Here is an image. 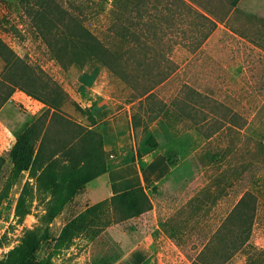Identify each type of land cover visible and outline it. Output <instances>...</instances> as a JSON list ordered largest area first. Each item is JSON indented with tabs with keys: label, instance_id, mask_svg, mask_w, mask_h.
Masks as SVG:
<instances>
[{
	"label": "rangeland",
	"instance_id": "1",
	"mask_svg": "<svg viewBox=\"0 0 264 264\" xmlns=\"http://www.w3.org/2000/svg\"><path fill=\"white\" fill-rule=\"evenodd\" d=\"M23 1L34 8L45 4L39 16L43 21H50L51 15L58 18L64 10L72 18L80 16L79 23L90 34L83 36L88 43H101L110 54L118 51L120 59L118 67L112 65L117 69L113 72L97 62L86 46L68 42L60 28L36 32L30 23L34 10L25 11L18 0H0V54L5 56L0 55V82L4 88L6 83L13 86L0 108V264H6L7 253L32 230L44 237L32 264H121L123 253L143 234V223L126 219L129 211L103 204L111 196L90 208L94 203L84 193L87 184L51 223L41 220L61 160L48 163L42 154L43 161L19 172L10 151L17 137L44 112L57 110L75 124L89 127L92 119L80 109H93L95 129L103 141L102 154L97 155L108 162L107 170L118 163L129 175H137L135 161L140 165L143 155L162 154L176 172V186L200 189L205 206L193 227L195 232L201 228V241L196 233L189 235L188 258L176 264H187L199 252L205 253L206 264L218 262L220 250L226 247L214 246L217 255L203 247L211 243L247 187L244 176L251 173L250 162H264V0H195L211 12L215 23L173 0H142L143 18L152 16L156 27L126 22L129 32L124 33L121 49L113 24L130 17L123 1L120 6L127 9L114 15L115 23L100 13L97 3L87 8L89 0ZM164 76L166 83L154 85L151 95L138 98ZM31 90L37 95H30ZM101 110L105 116L100 122L96 115ZM175 111L189 116L190 130L162 148L154 145L149 125ZM71 131L66 125L64 133L51 140L53 147L60 148ZM48 167L51 177L45 175ZM226 167L227 172L219 173ZM238 173L241 181L225 190L224 179ZM17 205L22 214H16ZM86 209L90 212L80 219ZM144 219L149 223V216ZM245 248L254 256L259 253L258 262L264 264V210L259 205ZM245 260L237 252L223 264Z\"/></svg>",
	"mask_w": 264,
	"mask_h": 264
},
{
	"label": "trees",
	"instance_id": "2",
	"mask_svg": "<svg viewBox=\"0 0 264 264\" xmlns=\"http://www.w3.org/2000/svg\"><path fill=\"white\" fill-rule=\"evenodd\" d=\"M18 1L23 6L25 11L28 9L34 10L30 23L36 32L43 31L44 28L49 26H51V28L56 26L64 31L69 40L68 42L86 46L97 62L102 64L104 67L111 68L113 72H117V69L114 70V66L112 65H116L118 67V60L120 59L118 56L119 52H111L110 54L103 44L96 43L97 45L95 46L94 42L91 40L88 43V38H84L83 36H90V34L86 27L79 23L80 16L72 18L67 12L69 10H64L62 11V14H59L58 18V15H51L48 16L50 21L48 19L43 21V18H40L39 16L46 10V8H44L46 6L45 4L41 2L38 7L34 8V4L32 5L23 0ZM122 1L129 6L130 17H126L120 24H113L114 28L118 31L120 38V49L122 48V43L125 41L124 33H127V31L129 32L126 22L135 25V27H141L142 25L148 28L156 27L152 16L150 19L149 17L143 18V15L139 10L142 0H89L86 3V7L89 9L94 7V4L97 3V6L101 11L100 13H102L103 16L113 18V22L115 23L117 18L114 17V15L117 14L119 10L123 12L125 8L127 9V6L125 8H121L120 4ZM173 1L178 3L179 6L188 8L189 10L192 9L201 18L215 23L206 16V14L210 15L211 12L208 13V10L200 8L198 2L195 0ZM64 15H66V18H64ZM52 21H56V23H53ZM92 39L94 41V37ZM135 42L139 43L137 37ZM88 45L92 47V50L88 48ZM49 49L53 51L54 58L59 57L57 51L54 52L56 50L54 46H51ZM0 55L3 56L2 54ZM5 63L7 64L8 61H5ZM118 73L121 72L119 71ZM165 80L166 76L160 78L150 88L146 89V91L138 98L140 99L141 97L151 95L154 85H163L166 83ZM16 83L18 82L15 81L14 84ZM21 83L25 85L23 81ZM12 90L13 86L6 83V88H4L3 84L0 82V108L9 99ZM29 93L30 95H37L33 92V90ZM80 111L87 113L90 119H92L89 127L75 124L74 122L64 118V115H62L63 113L57 110H53L49 114L44 112L17 137L10 151L11 158L14 161V165H17V170L19 172L28 169L40 160L43 161L42 154H44L48 163H52L53 161L59 162V160H61L56 180L52 182L49 189L50 197L41 216V220L45 224L51 223L63 207L70 202L72 197L83 189L86 184L107 171V165L103 162V158L97 155L98 153L102 154L103 141L100 132L95 129L97 124L91 115L93 109H80ZM232 114L234 115V113H227V115ZM186 117L188 118L189 116ZM245 121L246 120H244V124ZM227 124L231 125V122H227ZM244 124L240 125V127H243ZM66 125L72 127V131L70 132L71 138L64 142H60V148L57 146L53 147L54 142L51 140L54 139V136L57 137L58 134L60 135L64 133ZM153 144H156L154 140ZM54 154H58L59 158H52ZM254 162L258 165L250 162L251 173L248 177L244 176V179H247L248 181L247 187L244 190H241L240 197L237 202L228 212L220 226L215 230L213 238L210 239L211 243L208 246L203 247L206 252H209V254L213 253L215 255L218 254V250L214 246L222 245L223 247H226L225 249L222 248L220 250L221 253L218 256L220 260L216 263L214 262V264H223L237 252H242L245 255L246 260L244 261V264H259L258 261L261 258V256L258 255L259 253L257 256H254V253H250V251L245 248L248 243L251 223L256 216L258 205L264 210V162L256 160ZM248 164L249 163L245 165ZM228 170L229 167H226L225 169L219 171V173L227 172ZM45 175L49 177L52 176L50 174V167L45 168ZM242 178V175L239 173L233 179L226 177L224 179L225 183H222V186L226 190L233 187L235 180L240 182ZM109 199V201L103 200V204L107 202L114 208H116V206H120L123 209H126L129 211V215L126 219L137 218L141 214L152 209L150 197L140 186L130 188L124 192L116 193ZM102 202H96L92 204L90 208L97 207L101 205ZM88 212H90V209H86L83 213H81L80 219H84ZM16 214H22L18 205L16 208ZM92 215L93 214H91V216ZM92 217L94 220V216ZM217 234H221V236L215 237ZM43 239L44 237L38 235L36 231H29L22 238V241L7 253L5 263L32 264L34 253ZM213 240H215V242H213ZM209 263L213 264L212 262ZM190 264H206L205 253L199 252Z\"/></svg>",
	"mask_w": 264,
	"mask_h": 264
},
{
	"label": "crops",
	"instance_id": "3",
	"mask_svg": "<svg viewBox=\"0 0 264 264\" xmlns=\"http://www.w3.org/2000/svg\"><path fill=\"white\" fill-rule=\"evenodd\" d=\"M206 16L216 22L211 14ZM104 116V110L96 115L100 122ZM190 128L187 118L177 111L159 117L149 125L158 147L185 135ZM109 137L113 139V136ZM134 152L135 150L132 153ZM163 156L143 155V162L138 165V161H135L133 165L139 168L137 175H129L122 165L116 163L111 170L108 169L89 182L84 189L90 203L137 186L142 187L150 197L152 209L136 218L140 226V223L145 226L141 227L143 234L123 253L121 264H176L177 260L188 258L185 244L189 235L196 233L197 240L201 241V228L197 227L195 232L193 223L202 216V207L205 206L203 194L200 189L194 191L191 184H188L191 187L186 184L182 187L176 186V172L172 170L169 160L165 156L162 158ZM145 216H149V223L145 221ZM193 258L187 264H190Z\"/></svg>",
	"mask_w": 264,
	"mask_h": 264
}]
</instances>
